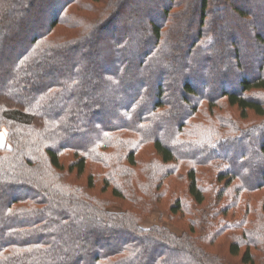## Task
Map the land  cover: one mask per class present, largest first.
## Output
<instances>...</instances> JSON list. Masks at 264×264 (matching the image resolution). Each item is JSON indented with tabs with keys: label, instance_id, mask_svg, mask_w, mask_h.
<instances>
[{
	"label": "trees",
	"instance_id": "trees-1",
	"mask_svg": "<svg viewBox=\"0 0 264 264\" xmlns=\"http://www.w3.org/2000/svg\"><path fill=\"white\" fill-rule=\"evenodd\" d=\"M141 1L0 0V264L264 257V0Z\"/></svg>",
	"mask_w": 264,
	"mask_h": 264
},
{
	"label": "rangeland",
	"instance_id": "rangeland-1",
	"mask_svg": "<svg viewBox=\"0 0 264 264\" xmlns=\"http://www.w3.org/2000/svg\"><path fill=\"white\" fill-rule=\"evenodd\" d=\"M147 1L148 0H144V1H141V2H137V4L139 3L141 5L142 4L144 5L145 3H147ZM230 5H231V3H228V6L227 7H229ZM130 6H131V8H133L132 5H130ZM195 9H197V7ZM227 18L228 17L224 18V20H228ZM194 20H192V21L194 22ZM229 20H232V18L229 17ZM139 24H140V19H136V20L132 19V20L129 21L128 28L132 31V33H133L134 36H135L136 32L139 30ZM121 25H124V24H121ZM219 31L222 32V33H224L223 34V38H225L227 36V34H228V28L226 26H224V25L220 28ZM235 41H237V43L243 45L244 48L246 46V49H245V51L242 54V59L244 60V58L247 57L248 58V63L244 60V62H246L244 64L245 65H249V66H251V64L253 66L256 65V59L253 60V57H255V56H253L254 55V52H251V49L250 50L247 49V44L245 42H242L240 40V38H236ZM138 42H141V41H138V40L135 41V43H138ZM92 43H94V42L92 41ZM174 46L175 45H173L172 47H174ZM176 47L177 48H181L183 52H185V50H186L183 47V45H181L180 47L176 45ZM166 52L169 53V49H166ZM131 53H132L130 55L131 57H133V56L136 57L139 52H138V50H135V49L133 50L132 49V52ZM217 54H218V51H216L215 56H217ZM249 59L251 60V64H249L250 63L249 62ZM182 66L183 65L180 62L175 61V62L170 63V65L168 66V68H166V70H165L166 75L167 74H169L170 76L172 75L173 78L175 79V80L173 79L174 80L173 81V87L175 89H178L179 88V86L177 84L178 82L176 81V80H179L178 79L179 77H178V72L177 71L180 70V68H182ZM254 67H253V69H254ZM207 72H209L212 75L213 74L215 75V73L218 72L217 66H215V67L214 66H211L208 69ZM225 72H227V71H225ZM255 73L257 74L256 69H255ZM214 79L215 78L213 76L212 77L209 76L208 84H214L215 83L214 82ZM90 83H91V85L89 86V88L91 90H93V93L98 94V96L96 95L95 97H97V98L98 97H102L101 96L102 93L99 91L100 90L99 88L102 87V82L99 79L97 80L95 78H90ZM233 115H236V116L238 115V113H237L236 110H234ZM252 119L254 121V120H256V117L252 116L251 117V120ZM0 131L4 132L6 134V146L5 147H7V145H8V134H7V131L5 129H0ZM150 150H151V148L150 149L147 148L146 150H144L141 153L140 157L142 156V157L145 158L146 157V154ZM249 150L250 151H255L256 150V147L250 148ZM98 190H99V188H98ZM105 197H107L108 200H109V202H110V206H109V210L110 211L120 212V213L121 212H126V205H125V203L123 201H121V200H118V199L113 198L112 195H111V191ZM140 226L144 230H150V229L156 228V227H163V228L168 229L169 231L173 232L174 234H176L178 236H182L184 234V228L180 224H178L176 221L173 220L170 212L168 211V209H166L165 206H161L160 208L152 209L151 212L144 219H142V221L140 222ZM227 256H228V262H227V264H243L242 261H241L242 260L241 259V257H242L241 255L240 256H237V257H231L229 255H227ZM258 263L259 264H264V257L263 256H259Z\"/></svg>",
	"mask_w": 264,
	"mask_h": 264
},
{
	"label": "crops",
	"instance_id": "crops-1",
	"mask_svg": "<svg viewBox=\"0 0 264 264\" xmlns=\"http://www.w3.org/2000/svg\"><path fill=\"white\" fill-rule=\"evenodd\" d=\"M5 146H6V134L0 131V148H3Z\"/></svg>",
	"mask_w": 264,
	"mask_h": 264
}]
</instances>
